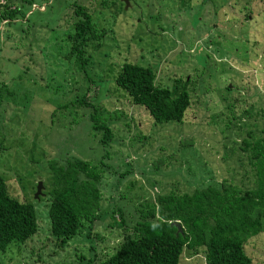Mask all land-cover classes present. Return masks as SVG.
Masks as SVG:
<instances>
[{
  "label": "rangeland",
  "instance_id": "rangeland-1",
  "mask_svg": "<svg viewBox=\"0 0 264 264\" xmlns=\"http://www.w3.org/2000/svg\"><path fill=\"white\" fill-rule=\"evenodd\" d=\"M33 1L29 12L33 7L43 9V3L47 11H32L29 17L47 16L53 22L57 12L66 9L58 8L60 0ZM198 1L202 0H128L126 7L120 0L94 3L92 19L109 28L87 65L94 74L88 92L95 93L93 101L108 110L113 132L109 142L101 140L100 130L90 127L86 109L77 107L80 113H75L71 107L56 108L77 91L72 80L76 70L66 58L68 46L63 39L48 34L47 41L40 42L44 50L29 69L9 59L20 54L19 48L7 50L0 41V80L7 89L0 91V174L12 196L32 202L37 223L30 238L11 242H26L23 246L10 243L0 251V264L92 263L105 257L120 238L121 228L109 225L103 217L90 227L84 224L65 244L59 245L50 235V169L45 163L50 156L72 153L103 163V197L109 192L106 183H114L115 197L110 200L124 202L125 209L147 192L155 195L170 186L183 191L204 183L220 184L233 175L236 158L229 148L237 135L234 125L250 118L241 111L250 108L256 94L264 93L261 64L251 65L249 60L248 67L239 65L244 46L247 55L257 54L264 63V0H214L212 17ZM237 6L245 7L244 14L249 16L241 22L243 12H237ZM125 59L149 65L161 84L188 90L189 103L181 120L153 121L116 87L112 78ZM184 75L189 78L185 84ZM233 114L242 116L237 123ZM256 121L260 125L258 115ZM37 180L42 186L34 197ZM125 181L131 187L125 197H119L117 191ZM112 216L117 219L116 214ZM245 250L252 264H264V233L249 237ZM178 264L205 263L200 254H194L183 255Z\"/></svg>",
  "mask_w": 264,
  "mask_h": 264
},
{
  "label": "trees",
  "instance_id": "trees-1",
  "mask_svg": "<svg viewBox=\"0 0 264 264\" xmlns=\"http://www.w3.org/2000/svg\"><path fill=\"white\" fill-rule=\"evenodd\" d=\"M94 3L106 4V0H60L58 8L63 5L66 9L57 12L56 20L51 22L47 16L39 19L35 15L29 17L32 11L46 12L44 3L43 9L33 7L29 12L33 0H2L0 41L6 44L7 50L19 48L20 54L9 59L29 69L36 64L37 54L44 50L40 42L45 43L48 34L53 37L56 34L55 39H63L68 46L66 58L71 59V67L76 70L77 78L74 76L72 80L77 91L56 108L61 105L71 107L75 113H80L77 107L86 109L90 127L100 130L101 140L109 142L113 132L107 117L108 110L93 101L95 93L88 92L94 74L89 72L87 65L103 44L109 28L92 19ZM236 11L243 12L239 22L249 17L244 14L243 6H237ZM135 21L140 20L136 18ZM236 27L241 29V25ZM244 47L239 65L248 67L249 60H252L251 65L259 62L262 70L260 81L264 85L262 58L257 54L247 55ZM259 48L262 52L263 46L259 45ZM38 78L41 79L40 76ZM183 78V84L187 83L189 78L185 75ZM112 79L116 87L132 103L141 105L153 121H179L183 118L189 103L188 90L183 86L176 90L167 83H159L146 63L125 59ZM225 89H228L227 85ZM1 90H7L2 80ZM255 96L250 108L241 111L250 118L234 125L237 135L229 152H235L236 163L231 170L233 175L222 179L220 184L204 183L183 191L170 186L155 195L147 192L137 196L130 208L125 209L124 202L110 200L115 197L111 192L114 186L117 187L114 183H106L109 192L107 198L103 197L101 185L102 181L106 182L103 180L106 175L103 163H92L72 153L46 158L45 163L50 169L47 206L50 235L58 240L59 245L65 244L71 236L83 230L84 224L90 227L94 220L103 217L109 225L121 228L120 238L105 257L83 264H178L183 255L194 254H200L205 264H252V256L245 250V243L249 237L264 233V93ZM114 111L115 114L120 113L117 109ZM257 115L260 125L256 121ZM233 116L237 117L236 123L242 117ZM254 128L258 132H254ZM236 149L241 153H236ZM123 186L117 191L119 197H125L131 187L129 181H125ZM107 205L111 206L108 211ZM172 220L179 221L181 231L171 224ZM36 229L32 202L12 196L0 174V251L11 246V242H22L31 237Z\"/></svg>",
  "mask_w": 264,
  "mask_h": 264
},
{
  "label": "water",
  "instance_id": "water-1",
  "mask_svg": "<svg viewBox=\"0 0 264 264\" xmlns=\"http://www.w3.org/2000/svg\"><path fill=\"white\" fill-rule=\"evenodd\" d=\"M122 1H123V3H124V7H126L127 4H128V0H122ZM41 186H42L41 181H40V180H37V181H36V185H35V191L33 192V196H34V197H37L38 194L40 193V188H41ZM171 224H173V225L176 226V230H177V231H181V230H182V229H181V226H180V223H179L178 220H172V221H171Z\"/></svg>",
  "mask_w": 264,
  "mask_h": 264
},
{
  "label": "flooded vegetation",
  "instance_id": "flooded-vegetation-1",
  "mask_svg": "<svg viewBox=\"0 0 264 264\" xmlns=\"http://www.w3.org/2000/svg\"><path fill=\"white\" fill-rule=\"evenodd\" d=\"M122 3H123V1L122 0H120ZM193 1H197V0H193ZM200 2V8L201 9H205V8H207V9H209L210 10V16L212 17L213 16V12H212V10H213V6H214V0H202V1H198V3Z\"/></svg>",
  "mask_w": 264,
  "mask_h": 264
}]
</instances>
